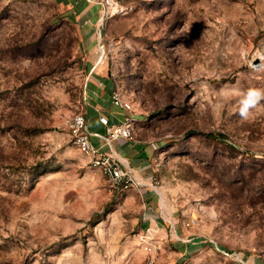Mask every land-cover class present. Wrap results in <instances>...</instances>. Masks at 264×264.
<instances>
[{
  "label": "rangeland",
  "instance_id": "1",
  "mask_svg": "<svg viewBox=\"0 0 264 264\" xmlns=\"http://www.w3.org/2000/svg\"><path fill=\"white\" fill-rule=\"evenodd\" d=\"M115 1L88 49L60 0H0V264H145L154 200L156 264H264V0ZM102 74L151 194L112 191L73 142Z\"/></svg>",
  "mask_w": 264,
  "mask_h": 264
},
{
  "label": "crops",
  "instance_id": "2",
  "mask_svg": "<svg viewBox=\"0 0 264 264\" xmlns=\"http://www.w3.org/2000/svg\"><path fill=\"white\" fill-rule=\"evenodd\" d=\"M60 1L65 5L67 14L81 27L85 37L89 38L86 43L89 49L93 42L91 41L93 32L96 31L97 25L101 20L102 7L99 4V0ZM88 40H90V43H88ZM89 89L84 114L87 118L88 131L91 134L92 142L100 147L104 153L112 154L121 159L126 167L132 169L140 184L148 186V188H142L146 193L145 195H148L149 191L151 194L154 191L151 186L153 185V174L149 172L152 166V147L136 138L132 142L119 140L112 142L111 145L105 144L103 137L106 135L107 128L101 123V117L108 118L111 124H117L125 120L127 112L112 104V94L116 89L111 79L106 77V74H102L99 79L96 77ZM146 206L147 210L143 218L146 226L158 228V232L161 234L167 232L168 225L164 222L167 223L168 220L162 217L163 208L160 202L154 200ZM170 225L174 228L178 238H188L183 234V229L181 230L178 224L176 225V222L171 221ZM165 237L168 238L167 234ZM171 237L174 236L172 235Z\"/></svg>",
  "mask_w": 264,
  "mask_h": 264
},
{
  "label": "built area",
  "instance_id": "3",
  "mask_svg": "<svg viewBox=\"0 0 264 264\" xmlns=\"http://www.w3.org/2000/svg\"><path fill=\"white\" fill-rule=\"evenodd\" d=\"M99 4L102 7V15L97 28L100 30L106 21L115 13L123 12V9L115 0H99ZM99 35L101 38V32ZM98 46L101 47V42ZM112 104L125 110L127 117L117 124H111L108 118L101 117V123L107 128L103 137L105 144L111 145L112 142L119 140L134 141L135 114L131 104L123 99L119 90H115L112 94ZM70 129L73 142L79 152L86 157L90 167L102 174L112 191L122 194L141 185L132 169L126 167L121 159L104 153L92 142L87 118L83 112L73 117ZM158 231L156 227H148L139 234V245L146 254L145 264H156L155 255L161 249Z\"/></svg>",
  "mask_w": 264,
  "mask_h": 264
},
{
  "label": "clouds",
  "instance_id": "4",
  "mask_svg": "<svg viewBox=\"0 0 264 264\" xmlns=\"http://www.w3.org/2000/svg\"><path fill=\"white\" fill-rule=\"evenodd\" d=\"M244 113L242 112V115H243Z\"/></svg>",
  "mask_w": 264,
  "mask_h": 264
}]
</instances>
